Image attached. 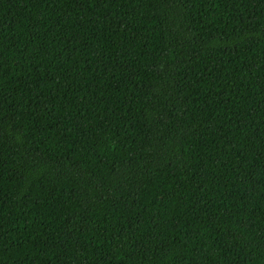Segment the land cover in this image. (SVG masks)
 <instances>
[{
	"label": "trees",
	"instance_id": "obj_1",
	"mask_svg": "<svg viewBox=\"0 0 264 264\" xmlns=\"http://www.w3.org/2000/svg\"><path fill=\"white\" fill-rule=\"evenodd\" d=\"M0 264H264V0H0Z\"/></svg>",
	"mask_w": 264,
	"mask_h": 264
}]
</instances>
